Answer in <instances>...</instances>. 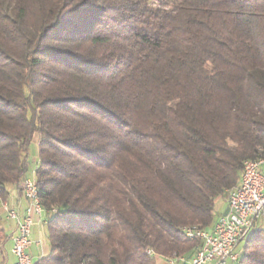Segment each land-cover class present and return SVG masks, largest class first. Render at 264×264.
<instances>
[{
  "label": "trees",
  "instance_id": "trees-1",
  "mask_svg": "<svg viewBox=\"0 0 264 264\" xmlns=\"http://www.w3.org/2000/svg\"><path fill=\"white\" fill-rule=\"evenodd\" d=\"M263 154L264 0H0V198L36 181L34 264L189 259Z\"/></svg>",
  "mask_w": 264,
  "mask_h": 264
},
{
  "label": "built area",
  "instance_id": "built-area-1",
  "mask_svg": "<svg viewBox=\"0 0 264 264\" xmlns=\"http://www.w3.org/2000/svg\"><path fill=\"white\" fill-rule=\"evenodd\" d=\"M242 177L240 191H229L228 211L221 214L212 227L201 230L185 228L202 241L192 258H183L180 261L168 259L170 264H223L228 260L238 262L240 252L237 246L244 243V237L254 231L260 220H264L261 215V203L264 201V160L259 163L250 162L249 170L242 171ZM36 186L37 183L32 177L22 183L21 188L27 200L24 213L0 198L7 217L17 221V232L12 235L15 264H34L27 252L34 242L32 228L36 217L46 212L35 197Z\"/></svg>",
  "mask_w": 264,
  "mask_h": 264
},
{
  "label": "crops",
  "instance_id": "crops-1",
  "mask_svg": "<svg viewBox=\"0 0 264 264\" xmlns=\"http://www.w3.org/2000/svg\"><path fill=\"white\" fill-rule=\"evenodd\" d=\"M8 203L11 207L18 208L21 213L25 212L27 207V200L23 194V191L19 188H12L9 197L7 198ZM228 211V199L224 198V204L216 215V220L218 217ZM0 213L2 215V225L4 228V233L6 235V240L0 241V264H15L16 257L12 252L13 239L12 235L17 232V221L7 217V213L3 208L2 203H0ZM50 213L45 212L41 216L36 217V222L32 228V239L33 244L28 248L27 252L31 256L33 262L35 263L44 255H47L50 252V244L48 239V227L47 219ZM237 250L240 254L243 251V243L237 246ZM231 263L235 261L228 260ZM226 261L223 264H226ZM157 264H170L169 261L162 257L157 256ZM208 264H218L217 262H211Z\"/></svg>",
  "mask_w": 264,
  "mask_h": 264
},
{
  "label": "bare ground",
  "instance_id": "bare-ground-1",
  "mask_svg": "<svg viewBox=\"0 0 264 264\" xmlns=\"http://www.w3.org/2000/svg\"><path fill=\"white\" fill-rule=\"evenodd\" d=\"M263 160H264V154H263L261 157H259L258 159H248V160H246V161L244 162L243 171H248V170H249V163H250V162H252V163H259V162H261V161H263ZM242 184H243V177H241V182H240V184H239L238 186L232 188L230 191H240ZM38 188H39L38 186L35 187V197H36V199H37V201H38V203H39V206H40V207H44L43 204H42V202H41V199H40V197H39V189H38ZM261 215H262L263 218H264V201L261 203ZM189 228H190V227H189ZM192 229H193V230H201V229H203V228L192 227ZM184 231H185V233H186V235H187L188 237H190V238H195V234H194V233H191L190 231L185 230V229H184ZM249 234H250V233H249ZM249 234H248V235H249ZM248 235H247V236H248ZM246 238H247V237H246ZM244 239H245V237H244ZM183 258H186V257H175V258H172L171 261H180V260H183ZM191 258H192V257H191ZM238 259H239V257H238Z\"/></svg>",
  "mask_w": 264,
  "mask_h": 264
},
{
  "label": "rangeland",
  "instance_id": "rangeland-1",
  "mask_svg": "<svg viewBox=\"0 0 264 264\" xmlns=\"http://www.w3.org/2000/svg\"><path fill=\"white\" fill-rule=\"evenodd\" d=\"M29 153H30V163H31V169H30L29 174H30V176H33V170L35 169L36 164H37V160L39 158V146H38V142H37L36 137L33 139V141L31 142V144L29 146ZM21 187H22V185H21ZM225 198H227V196ZM223 204H224V198L223 197L218 198L216 201V210H215L216 215L221 210ZM263 226H264V220H260L256 225L257 228H260ZM226 264H239V262L231 263L230 261H228Z\"/></svg>",
  "mask_w": 264,
  "mask_h": 264
}]
</instances>
